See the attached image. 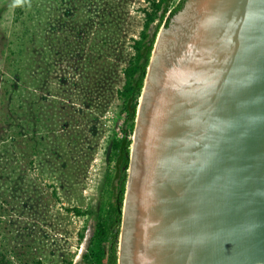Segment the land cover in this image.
I'll list each match as a JSON object with an SVG mask.
<instances>
[{"label": "water", "instance_id": "95a60500", "mask_svg": "<svg viewBox=\"0 0 264 264\" xmlns=\"http://www.w3.org/2000/svg\"><path fill=\"white\" fill-rule=\"evenodd\" d=\"M116 262L264 264V0H186L160 27Z\"/></svg>", "mask_w": 264, "mask_h": 264}, {"label": "rangeland", "instance_id": "374dc122", "mask_svg": "<svg viewBox=\"0 0 264 264\" xmlns=\"http://www.w3.org/2000/svg\"><path fill=\"white\" fill-rule=\"evenodd\" d=\"M145 6L0 0V251L9 264H76L84 253L94 215L72 208L96 211L104 197L110 137L124 118L116 90Z\"/></svg>", "mask_w": 264, "mask_h": 264}, {"label": "trees", "instance_id": "16d2710c", "mask_svg": "<svg viewBox=\"0 0 264 264\" xmlns=\"http://www.w3.org/2000/svg\"><path fill=\"white\" fill-rule=\"evenodd\" d=\"M185 1L178 0L171 6L172 0H147V6L141 8L144 16L142 29L138 38L133 39L132 54L126 66L121 69L123 82L116 90L120 101L118 115L124 114V118L120 127L121 135L110 137L108 159L112 163V169L104 177V197L96 211L72 208L76 215H94V229L86 251L82 254V264H117V242L131 137L146 68L160 27L168 25ZM153 24L154 28L151 31ZM90 66L94 67L91 64ZM82 239L83 233H79L78 240ZM0 264H9L1 251ZM35 264L42 263L36 260ZM62 264H72V260L64 261Z\"/></svg>", "mask_w": 264, "mask_h": 264}, {"label": "crops", "instance_id": "0c3cea01", "mask_svg": "<svg viewBox=\"0 0 264 264\" xmlns=\"http://www.w3.org/2000/svg\"><path fill=\"white\" fill-rule=\"evenodd\" d=\"M86 248H87V247H86ZM82 250H83V247H82ZM85 251H86V249H84V252H85ZM82 252H83V251H82ZM80 256H81V257L79 258V261H77L78 263L76 262V264H81L80 261H82V259H81V258H82V254H81Z\"/></svg>", "mask_w": 264, "mask_h": 264}]
</instances>
